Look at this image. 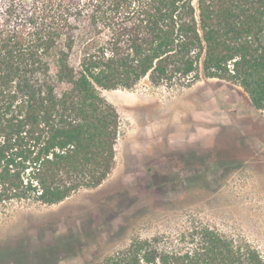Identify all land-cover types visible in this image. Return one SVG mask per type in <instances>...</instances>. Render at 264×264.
Listing matches in <instances>:
<instances>
[{"label": "trees", "instance_id": "1", "mask_svg": "<svg viewBox=\"0 0 264 264\" xmlns=\"http://www.w3.org/2000/svg\"><path fill=\"white\" fill-rule=\"evenodd\" d=\"M236 84L264 111V0H0V206L100 186L120 122L100 90ZM98 264H264L243 239L191 225Z\"/></svg>", "mask_w": 264, "mask_h": 264}, {"label": "rangeland", "instance_id": "2", "mask_svg": "<svg viewBox=\"0 0 264 264\" xmlns=\"http://www.w3.org/2000/svg\"><path fill=\"white\" fill-rule=\"evenodd\" d=\"M100 93L119 115L113 169L58 204L1 205L0 264H98L133 239L175 240L191 225L264 257V111L236 84L204 77ZM152 151L175 169L147 167Z\"/></svg>", "mask_w": 264, "mask_h": 264}, {"label": "flooded vegetation", "instance_id": "3", "mask_svg": "<svg viewBox=\"0 0 264 264\" xmlns=\"http://www.w3.org/2000/svg\"><path fill=\"white\" fill-rule=\"evenodd\" d=\"M147 167L153 168L155 170L173 171L174 165L171 162H161L157 155L155 156L153 151L152 154L147 158L145 163ZM184 166V165H183ZM178 172H181V166L176 167Z\"/></svg>", "mask_w": 264, "mask_h": 264}]
</instances>
